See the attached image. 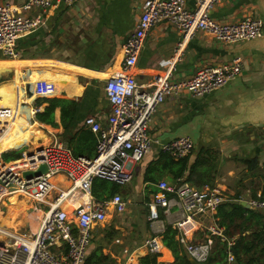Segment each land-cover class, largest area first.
Masks as SVG:
<instances>
[{
  "label": "crops",
  "instance_id": "0c3cea01",
  "mask_svg": "<svg viewBox=\"0 0 264 264\" xmlns=\"http://www.w3.org/2000/svg\"><path fill=\"white\" fill-rule=\"evenodd\" d=\"M142 1L67 0L45 11L36 8L25 11L22 5L26 0H0V4L13 8L14 13L39 21L31 32L18 37L15 57L0 55V86L12 84L13 87L12 67H18L20 88L25 96H30V103L22 105L34 111L27 122L42 137L37 141L38 149L58 144L67 147L73 156L77 148L83 150L79 156H94L85 153L94 149V154L96 144L95 139L91 142L82 137L83 121L91 115L102 125L106 123L110 108L104 87L120 69L122 47L136 28ZM185 7L192 9L193 3L187 0ZM210 16L221 23L235 22L245 16L264 22V0H221L212 7ZM180 43L179 32L167 22L158 23L148 32L133 71L140 90H150L159 75L168 73L169 80L179 81L202 67H215L235 59L242 62L241 73L202 97L188 92L165 97L151 117L149 152L133 166L130 183L118 191L130 207L127 205L123 213H116L109 207L105 220L91 229V244L86 254L90 264L125 261L139 264L140 258L148 254L144 241L157 233L156 230L161 234L165 225L174 229L175 221L181 218L176 206L170 207L168 214L159 207L156 217L151 216L148 208L161 193L157 188L160 181L172 186L187 183L199 190L217 188L225 200L240 203L248 204L250 200L264 197V34L256 40L226 45L199 32L182 45ZM38 81L54 83L56 91L52 97L75 102V114L67 130L61 125L59 108L54 112L56 126L36 120L35 113L47 106L35 103L38 97L34 85ZM7 113L9 111H1L0 115L4 117ZM177 137L193 142L188 165L197 163L191 172L185 170L182 177L174 180L160 156L164 153L162 146ZM20 148H23L21 154L38 150L29 144L13 150ZM253 159L256 160L254 166ZM18 165L0 161V173L10 172V176L15 177ZM148 171H153L155 183L147 180ZM6 178L9 180L0 178L4 189L7 184H15L20 192L0 209V230L9 236H27L34 232L39 217L33 213L27 196L18 198L24 194L19 183ZM185 179L186 182H182ZM177 181L181 183L177 185ZM58 182L55 179V183ZM256 210L264 213V209ZM215 215L216 211L199 214L191 223H186L187 240L207 242L211 247L210 240L216 236L209 230L217 224ZM0 239L11 241L3 232H0ZM56 250L64 253L65 247ZM157 255V264L174 262L171 251L163 243Z\"/></svg>",
  "mask_w": 264,
  "mask_h": 264
},
{
  "label": "built area",
  "instance_id": "2783aa9c",
  "mask_svg": "<svg viewBox=\"0 0 264 264\" xmlns=\"http://www.w3.org/2000/svg\"><path fill=\"white\" fill-rule=\"evenodd\" d=\"M67 0H26L22 9L34 8L45 11L53 4ZM187 0H143L136 28L126 38L122 50L120 69L106 82L104 91L110 113L106 123L101 124L93 116L85 117L83 126L95 136V154L91 158L73 156L62 145L53 144L41 148V152H23L16 167L15 177L10 172H1L2 180L9 177L19 183L24 194L32 203V211L39 222L34 232L27 236H9L2 230L10 243L0 239V264H84L89 245L91 229L101 223L109 207L116 213H123L128 203L121 195L97 200L92 194L94 179H103L123 187L130 183L133 166L149 152L152 139L149 136L151 117L166 96L188 92L202 97L219 89L235 79L242 70V62L235 59L219 66H205L189 78L171 81L169 74L157 76L150 90H140L134 79V68L144 46L148 32L160 22H167L180 34L182 45L196 33L204 32L214 41L234 44L262 36L263 22L253 16L238 21L221 23L210 16L214 5L221 0H190L193 8L185 7ZM9 5L0 4V55L15 57L16 41L19 36L31 32L39 23L14 13ZM54 83L38 81L34 93L38 98H50L55 94ZM194 149L193 142L186 137H177L162 146V151L174 159L184 157ZM1 160V159H0ZM4 162V161H2ZM45 165L46 173L26 180L24 171L37 170ZM54 176H61L66 186L55 183ZM0 185V196L3 193ZM159 196L148 205L152 217L162 207L166 214L176 206L180 219L175 221L176 241L189 258L199 263L207 262L210 245L207 242L193 243L187 240L184 225L191 223L199 214L216 211L225 201L217 188L199 190L183 183L172 186L165 181L157 183ZM166 193L174 195L168 198ZM7 201L0 197V209ZM249 208L264 209V197L248 202ZM144 241L149 254H159L162 241L159 231ZM211 235L225 240L223 228L214 224ZM232 245V240L228 241ZM65 247V252L56 250ZM228 252L226 264H232ZM116 264H129L128 261Z\"/></svg>",
  "mask_w": 264,
  "mask_h": 264
},
{
  "label": "trees",
  "instance_id": "16d2710c",
  "mask_svg": "<svg viewBox=\"0 0 264 264\" xmlns=\"http://www.w3.org/2000/svg\"><path fill=\"white\" fill-rule=\"evenodd\" d=\"M62 89V88H61ZM36 105L46 103L47 106L41 112L35 113V118L38 122L56 126L54 121L55 109L59 108L60 121L64 130H67L69 123L73 119L76 110L75 102L71 100L61 99L57 97L37 98ZM9 111L0 121V154L1 159L6 165H17L21 158V151L17 149L21 145L29 144L31 148L37 149L39 144L37 141L40 134L35 128L28 126L27 116L23 107H21L14 95L12 84H4L0 86V112ZM32 129V130H31ZM82 137L94 141L95 136L89 130L83 127ZM71 141V140H70ZM96 144V139H95ZM13 150V151H10ZM94 150V149H93ZM93 150L89 149L85 153L93 156ZM10 151V152H8ZM6 152V153H5ZM83 150L77 148L73 152L75 156H79ZM160 160L167 168L170 169L172 179L176 180L183 176L186 172H191V169L196 165H188V155L178 159H173L168 154L160 156ZM8 163V164H7ZM256 163L253 159L252 166ZM153 171H148L149 181L156 182V179L151 175ZM178 180V179H177ZM187 179L182 182H186ZM177 181V185H179ZM1 185V184H0ZM4 197H14L20 192L16 186H12L8 191L4 187L1 188ZM120 186L115 183L103 180L94 179L92 182V194L95 199L102 200L110 198L118 194ZM166 196H171L166 193ZM263 210L246 208L237 200H225L216 210V223L223 228L225 240L222 241L218 237L210 240L211 251L208 261L211 264H226L228 252L232 254V264H264V213ZM160 218H163L160 215ZM163 245L168 248L174 258L173 264H190L189 257L180 247L181 245L175 240L176 230L170 225H165L163 232L160 234ZM213 240V243H212ZM233 240L232 245H228V241ZM87 257V256H86ZM156 254H147L140 258L139 264H157ZM84 264H90V260L85 258Z\"/></svg>",
  "mask_w": 264,
  "mask_h": 264
},
{
  "label": "bare ground",
  "instance_id": "6f19581e",
  "mask_svg": "<svg viewBox=\"0 0 264 264\" xmlns=\"http://www.w3.org/2000/svg\"><path fill=\"white\" fill-rule=\"evenodd\" d=\"M13 62H15L16 60H11ZM19 71L17 70L14 74V77L12 78V83H13V91H14V95L16 97V100L18 102V104L24 108L26 116L28 117L30 114H32L34 111L31 110L28 106H24L22 105V103H30L31 99L30 96H25L24 91L20 88V83H19ZM29 83V82H28ZM26 85V84H25ZM27 87V86H26ZM24 89V88H23ZM32 116V115H31ZM57 180H59L60 182L58 183L59 185H61V188L66 186V182L64 180L63 177L58 176L56 178Z\"/></svg>",
  "mask_w": 264,
  "mask_h": 264
},
{
  "label": "water",
  "instance_id": "95a60500",
  "mask_svg": "<svg viewBox=\"0 0 264 264\" xmlns=\"http://www.w3.org/2000/svg\"><path fill=\"white\" fill-rule=\"evenodd\" d=\"M262 21V20H261ZM263 22V21H262ZM263 34H264V22H263ZM263 34H262V36L261 37H263ZM261 37H259V38H261ZM259 38H256V39H259ZM256 39H252V40H256ZM246 41H251V40H246ZM41 147L36 151L37 153H39V152H41ZM28 155L29 156H32L33 155V153H28ZM46 171H47V168H46V166L45 165H40L39 167H38V169L37 170H34V171H31V170H29V171H24L23 173H22V177L24 178V179H26V180H29V179H31V178H34V177H37V176H40V175H42L43 173H46ZM240 204H242L244 207H246V208H249V205L247 204V203H245V202H241ZM189 262H190V264H211L209 261H207V262H203V263H199V262H197V261H195L194 259H192V258H189Z\"/></svg>",
  "mask_w": 264,
  "mask_h": 264
},
{
  "label": "rangeland",
  "instance_id": "374dc122",
  "mask_svg": "<svg viewBox=\"0 0 264 264\" xmlns=\"http://www.w3.org/2000/svg\"><path fill=\"white\" fill-rule=\"evenodd\" d=\"M12 69H13V71H14V74H15V72L18 70V67H12ZM34 98V97H33ZM32 98V99H33ZM38 149V148H37ZM21 150H23V148L21 149H19V151H21ZM37 151V150H36ZM19 160V159H18ZM0 161H2V160H0ZM3 163H5V162H3ZM8 164V163H7ZM16 176V175H15ZM58 176H54V179H56ZM1 178V177H0ZM5 179L7 180L8 178H6L5 177ZM9 180V179H8ZM59 183V182H58ZM10 186L12 187V186H15V184H7V186L5 187V190L6 189H8V188H10ZM0 197H2V195L0 196ZM7 198V201L5 202L7 205L13 200V197H11V196H8V197H6ZM31 204V203H30ZM31 206V205H30ZM32 207V206H31ZM130 207V205H128V207L127 208H129ZM20 226V225H19ZM14 230V229H13ZM13 232V231H12Z\"/></svg>",
  "mask_w": 264,
  "mask_h": 264
}]
</instances>
